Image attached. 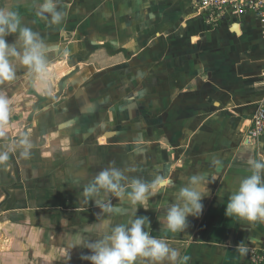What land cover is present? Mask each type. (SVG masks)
<instances>
[{"label":"crops","instance_id":"crops-1","mask_svg":"<svg viewBox=\"0 0 264 264\" xmlns=\"http://www.w3.org/2000/svg\"><path fill=\"white\" fill-rule=\"evenodd\" d=\"M40 3L0 0L47 47L42 76L19 68L15 80L0 82L10 98L0 150L13 149L0 163V264H87L81 256L88 250L69 248L67 234L96 221L101 210L82 191L113 163L135 167L130 176L165 182L148 210L101 190L97 199L111 207L114 223L137 211L160 235L175 193L207 172L202 216L189 217L187 231L166 242L181 252L180 264H255L264 223L230 219L225 207L250 174L249 156H264V139L246 138L264 104L257 17L216 23L197 11V0H59L67 15L52 25L36 15ZM23 137L33 143L26 159L16 150ZM217 158L219 173L211 166ZM243 240L245 254L236 249Z\"/></svg>","mask_w":264,"mask_h":264},{"label":"clouds","instance_id":"clouds-1","mask_svg":"<svg viewBox=\"0 0 264 264\" xmlns=\"http://www.w3.org/2000/svg\"><path fill=\"white\" fill-rule=\"evenodd\" d=\"M59 0H42L36 15L52 25H61L67 13L59 7ZM15 39L8 42V37ZM47 47L40 33L23 24L22 17L9 4L0 6V82H11L17 78L19 68L28 69L37 74V78L47 72ZM10 98L0 92V121L9 117ZM33 143L21 138L16 150L20 157L30 156ZM11 146L0 150V163L9 159ZM216 173L221 172L223 162L214 159L211 165ZM249 175L240 179L239 184L230 190L225 207V215L248 226L264 223V156L252 155L247 160ZM135 167L121 168L114 163L104 168L94 177L91 183L83 188L86 202H95L100 208L96 221L88 224L82 232L68 233L69 248L87 249L81 259L87 264H180L181 252L166 241L175 233L186 232L189 228V217L200 218L204 211L203 200L209 192L208 185L212 177L207 172L192 175L185 186L175 193V202L169 203L161 225V234H152L148 217L136 214L126 222L114 223L112 209L97 198L101 190L116 200H124L134 208H144L159 188L165 186L160 176L145 180L127 173H134ZM82 201L81 203H83ZM95 234L97 238H89ZM255 242L254 238H249ZM237 251L245 254L248 251L244 240L236 246Z\"/></svg>","mask_w":264,"mask_h":264},{"label":"built area","instance_id":"built-area-1","mask_svg":"<svg viewBox=\"0 0 264 264\" xmlns=\"http://www.w3.org/2000/svg\"><path fill=\"white\" fill-rule=\"evenodd\" d=\"M197 11L207 13L213 22H221L231 16L254 14L262 27L264 38V0H197ZM247 140L264 139V104H261L253 117V122L247 134ZM252 258L255 264H264V249L254 251Z\"/></svg>","mask_w":264,"mask_h":264},{"label":"rangeland","instance_id":"rangeland-1","mask_svg":"<svg viewBox=\"0 0 264 264\" xmlns=\"http://www.w3.org/2000/svg\"><path fill=\"white\" fill-rule=\"evenodd\" d=\"M55 70H56V68H54ZM66 71V70H65ZM64 72H62V74H63Z\"/></svg>","mask_w":264,"mask_h":264}]
</instances>
